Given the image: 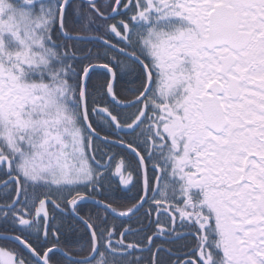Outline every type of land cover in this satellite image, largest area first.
Segmentation results:
<instances>
[{"label":"snow or ice","instance_id":"6c2138e0","mask_svg":"<svg viewBox=\"0 0 264 264\" xmlns=\"http://www.w3.org/2000/svg\"><path fill=\"white\" fill-rule=\"evenodd\" d=\"M0 264H264V0H0Z\"/></svg>","mask_w":264,"mask_h":264}]
</instances>
